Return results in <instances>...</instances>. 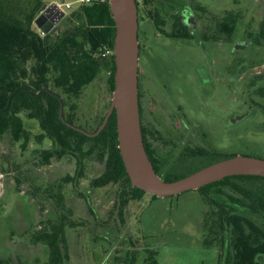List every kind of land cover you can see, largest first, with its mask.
<instances>
[{"label":"rangeland","instance_id":"374dc122","mask_svg":"<svg viewBox=\"0 0 264 264\" xmlns=\"http://www.w3.org/2000/svg\"><path fill=\"white\" fill-rule=\"evenodd\" d=\"M15 1L27 5L30 0ZM181 1L188 9L186 25L204 38L159 33L152 16L159 14L165 19L161 29L171 31L168 17L183 10ZM139 3V74L144 99L151 93L158 110L160 98L161 114L164 110L178 113L181 108L198 136L191 149L264 159V45L254 42L264 21V0ZM80 7L66 9V16ZM230 13L236 16L231 34L220 26ZM64 21L63 17L57 29L66 27ZM108 75L102 72L78 95H68L51 83L50 88L63 98L64 117L93 132L112 101ZM20 115L26 139L15 141L7 133L0 141V256L11 264H48L49 248L33 243L31 237L54 216L56 202L49 194L63 177L77 173V160L65 156L43 164L42 152L52 149L53 143L48 138L40 143L39 121L25 111ZM171 136L164 150L161 143V158L172 157L163 169L166 174L188 158L183 148L172 149L177 135ZM201 162L192 157L183 164L197 168ZM84 165L79 184L63 188L73 219L83 223L66 228L67 264H113V260L115 264L116 257L132 249L138 252V264H144L148 248L158 251L159 264H222V248L204 245L206 218L212 221L217 207L206 203L198 190L158 198L143 195L128 205L123 223L117 206L119 185L93 187L91 181L104 165L93 159H86ZM256 259L264 264V255Z\"/></svg>","mask_w":264,"mask_h":264},{"label":"trees","instance_id":"16d2710c","mask_svg":"<svg viewBox=\"0 0 264 264\" xmlns=\"http://www.w3.org/2000/svg\"><path fill=\"white\" fill-rule=\"evenodd\" d=\"M49 1L52 0H30L29 4L21 5L15 0H0V141L7 133L15 141L26 139L27 131L20 115L25 111L30 119H36L40 123L43 133L37 136L38 141L42 143L48 138L53 143L52 149L42 152L43 164H50L52 158L62 159L65 156H72L77 160V173L67 174L61 179L57 189L49 194L56 202L54 216L43 222L45 226L31 237L33 243L44 244L49 248L48 264H67L69 255L66 228L83 223L73 219L74 211L66 205L63 188L64 184H79V180L85 175L86 159H93L104 165L102 173L92 179L93 187L119 185L117 206L123 223L126 222L124 215L128 205L148 193L131 184L119 149L115 112L102 132L91 137L60 119V102L56 95L44 91L35 97L27 91L29 89L37 93L50 87L52 83L68 95H78L102 72L109 74L111 92L115 87L114 55L102 56L105 48L113 49L114 46L115 22L110 12L109 0L82 5L64 17L66 27L62 31L58 29L42 34L35 28L34 21ZM137 5L139 9L138 1ZM182 11L169 15L171 31L161 29L165 25V19H161L159 14L152 16L159 33L180 38L199 36L196 30H191V26L186 25ZM230 14L220 26L231 34L236 16ZM254 42L264 45V21ZM139 91L141 105L140 74ZM65 119L75 125L73 120ZM103 119L104 117L98 127ZM25 145L23 148H26ZM145 147L157 173L167 181L178 180L232 156L198 148L187 151L185 156L188 158L182 162L186 164L189 158L196 157L202 160L201 166L188 168L182 163L169 169L166 174L163 172L165 163L161 162V167H158L146 143ZM198 191L206 203L217 207L213 220L206 218L204 245L222 248V264H262L256 258L264 255V177L231 176ZM130 245L134 247L132 240ZM146 250L149 256L144 264H159L156 259L158 251L149 248ZM138 257L136 250H128L115 258V264H138ZM0 264H11V260L0 256Z\"/></svg>","mask_w":264,"mask_h":264},{"label":"water","instance_id":"95a60500","mask_svg":"<svg viewBox=\"0 0 264 264\" xmlns=\"http://www.w3.org/2000/svg\"><path fill=\"white\" fill-rule=\"evenodd\" d=\"M64 1V0H62ZM110 12L115 22L114 61L115 87L110 108L97 131L90 132L69 123L63 114V98L50 87L37 93L27 91L35 97L46 91L59 99V116L70 127L88 136L95 137L105 128L111 115L116 113L119 149L133 187L157 197L177 196L190 190H198L227 177L255 175L264 177V159L234 155L211 163L175 181L163 179L156 171L144 142L141 122L139 91V9L136 0H109ZM66 13L56 3H51L34 21L44 34L54 31ZM9 99L8 107L11 104Z\"/></svg>","mask_w":264,"mask_h":264},{"label":"flooded vegetation","instance_id":"af4514ba","mask_svg":"<svg viewBox=\"0 0 264 264\" xmlns=\"http://www.w3.org/2000/svg\"><path fill=\"white\" fill-rule=\"evenodd\" d=\"M151 93H147V97L144 99L141 93V122L143 128L144 142L147 144L154 162L158 167H161V162L165 165L172 157L161 158V143L162 148H166L169 145V139L173 133L177 135V139L173 140V148H183V153L192 151V145L197 143V133L194 125L188 119L186 115L183 116L181 108H178V113L166 112L161 114V99L159 109L156 110L155 103L150 97ZM162 136V140H161ZM184 145V147H183Z\"/></svg>","mask_w":264,"mask_h":264},{"label":"built area","instance_id":"2783aa9c","mask_svg":"<svg viewBox=\"0 0 264 264\" xmlns=\"http://www.w3.org/2000/svg\"><path fill=\"white\" fill-rule=\"evenodd\" d=\"M94 1H106V0H52L50 2H48L46 4V6L44 7L47 8L51 3H56L58 5V7L62 10H66V9H71L73 8V6L75 5H78V6H82V5H85V4H89V3H92ZM136 1H140V0H136ZM44 9L41 11V13L44 11ZM42 34H44L42 31H41ZM112 55H114V50L107 47L103 50V53H102V56L104 57H111Z\"/></svg>","mask_w":264,"mask_h":264},{"label":"crops","instance_id":"0c3cea01","mask_svg":"<svg viewBox=\"0 0 264 264\" xmlns=\"http://www.w3.org/2000/svg\"><path fill=\"white\" fill-rule=\"evenodd\" d=\"M174 1V0H173ZM50 2V1H49ZM182 3H180L181 5H183L184 4V1H181ZM181 7H184V6H181ZM183 14H184V16H185V20H186V18L188 17V16H186V11L188 10V9H186L185 7L183 8ZM65 11V10H64ZM190 12V11H189ZM191 13V12H190ZM66 16V15H65ZM57 28H58V26H57ZM55 29L54 31H57L58 29Z\"/></svg>","mask_w":264,"mask_h":264}]
</instances>
